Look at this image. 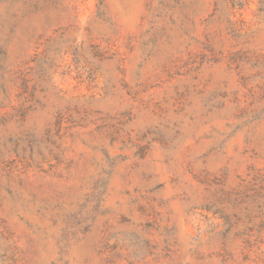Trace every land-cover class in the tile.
Listing matches in <instances>:
<instances>
[{
	"label": "rangeland",
	"instance_id": "1",
	"mask_svg": "<svg viewBox=\"0 0 264 264\" xmlns=\"http://www.w3.org/2000/svg\"><path fill=\"white\" fill-rule=\"evenodd\" d=\"M0 264H264V0H0Z\"/></svg>",
	"mask_w": 264,
	"mask_h": 264
}]
</instances>
